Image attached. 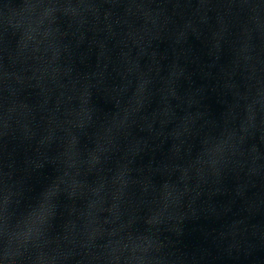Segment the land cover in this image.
I'll use <instances>...</instances> for the list:
<instances>
[{
  "label": "water",
  "instance_id": "95a60500",
  "mask_svg": "<svg viewBox=\"0 0 264 264\" xmlns=\"http://www.w3.org/2000/svg\"><path fill=\"white\" fill-rule=\"evenodd\" d=\"M0 264H264V0H0Z\"/></svg>",
  "mask_w": 264,
  "mask_h": 264
}]
</instances>
